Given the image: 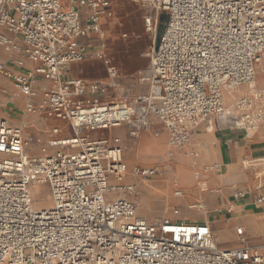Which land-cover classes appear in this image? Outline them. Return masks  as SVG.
I'll return each instance as SVG.
<instances>
[{"label":"built area","instance_id":"2783aa9c","mask_svg":"<svg viewBox=\"0 0 264 264\" xmlns=\"http://www.w3.org/2000/svg\"><path fill=\"white\" fill-rule=\"evenodd\" d=\"M132 1L156 11L146 18L148 32L157 34L160 13L168 17L142 78L151 92L102 102L99 96L122 86L106 44L98 58L108 83L64 74L86 58L85 38L104 39L111 2L0 0V57L20 70L0 60V78L11 81L0 87L1 107L25 103L20 124L0 118V264H264V245L223 250L208 225L141 218L139 183L158 169H130L120 138L94 137L126 126L137 139L152 115L178 151L201 124L256 132L264 94L238 101L235 114L223 95L255 79L264 58V0ZM67 130L73 135L62 137ZM44 184L50 209L32 198ZM236 232L243 241L244 229Z\"/></svg>","mask_w":264,"mask_h":264},{"label":"crops","instance_id":"0c3cea01","mask_svg":"<svg viewBox=\"0 0 264 264\" xmlns=\"http://www.w3.org/2000/svg\"><path fill=\"white\" fill-rule=\"evenodd\" d=\"M105 23L106 21L103 22V29L107 24ZM8 36L14 38L11 34H8ZM94 36L96 35L92 34L84 39L86 47L87 45L91 46V44H94V39L96 38ZM0 60L5 63L8 69L15 72L20 71L15 65L9 63L6 55L2 54ZM79 64H70L67 72L64 74V78L85 79L71 74L72 67ZM30 65L28 63L27 66L30 67ZM2 80L0 79V87L11 85V81L3 80L7 81L8 84ZM258 88L264 90V73L259 75ZM105 97H108V95L99 96L102 102H107L104 101ZM11 110L12 108L10 107L4 110L7 116L4 118L9 119L13 124L14 121H21V119L13 116L14 114L11 113ZM153 118L152 115L150 122H152ZM51 124L63 128L66 127L62 121H54ZM205 126V124H201L197 127L194 131L195 138L185 151L180 153L178 150H174L173 154L175 162L179 167H182L190 176L194 175L195 171L201 172L203 174L201 178L208 184L209 192L219 195L211 196L209 193L206 194L207 192L201 193L194 188L193 184H183V188L188 191V202L198 203L201 201L204 203L206 211H204L205 217L202 219L191 220L189 218H180V206L182 201L185 202V193L182 191V188L172 186L174 200L167 204L165 216L160 220L170 219L174 222L208 225L214 236L218 239L219 248L223 250L238 249L243 246H263L264 203L258 204L257 199L264 198V123L261 129L255 133L234 128L222 129L216 123L214 124L216 133L214 131L213 133H209L205 129ZM114 131H117L118 134L113 135ZM72 135L67 136L65 132L62 134V137H71ZM103 136L110 139L118 137L122 140L125 146L124 160L128 166L125 158L126 151L129 149L130 143L133 140L137 142L138 138H131L126 126L94 134V137L98 138ZM152 145L154 144H150V146ZM189 151L193 152L192 156L188 155L189 158L184 157L182 161L178 160L179 157H183L182 154ZM194 151H199V154L197 153V156H195ZM138 162L145 163L142 160H138ZM177 165L174 168V172L178 170ZM207 168H210V171H206L205 169ZM161 174V171L158 169L157 176L150 180H156L158 176L161 177ZM197 175L200 176L199 174ZM157 183L160 185V189L165 191V184L163 186V183ZM214 189H218V191L214 192ZM177 190H181L183 195L177 196L175 194ZM140 191L139 188V193ZM212 198H215V200L210 204ZM175 210H178L179 214H174ZM138 214L151 224L160 221L148 220V218L141 216L140 207ZM239 227L244 229L243 241L236 232V228Z\"/></svg>","mask_w":264,"mask_h":264},{"label":"rangeland","instance_id":"374dc122","mask_svg":"<svg viewBox=\"0 0 264 264\" xmlns=\"http://www.w3.org/2000/svg\"><path fill=\"white\" fill-rule=\"evenodd\" d=\"M109 1L111 2L113 17L107 19V24L105 23L106 25L103 29L106 35L105 38L102 40L100 37L94 36L96 37L94 39V44H91V46L87 45L86 47V58L79 65H75L72 67L71 74L76 77L85 78L87 80L108 83L109 80L106 66L98 58V53L102 50V44L104 43L106 44L104 52L106 56L110 58L111 63L117 68L120 75L119 80L122 85L120 89L110 90L108 93V97H105L104 101H117L120 100L123 95H149L151 92L150 83L143 82L142 78L146 76V73L150 67V55L152 53L154 43L156 44V38L160 28L162 27V25L166 24L167 14L160 13L159 28L157 34L155 35L154 33L148 32L146 29V18L149 16H156L155 10L144 8L143 6L137 4L132 0ZM1 91L2 89L0 88V118H4L7 117L6 112L4 111L6 109L1 107V105L6 103L7 97L4 96ZM233 98L234 97H231V99L230 97L227 98L226 102H232ZM7 108L9 109V106ZM10 108H12L11 113L14 114V117L19 119L24 118L23 109L25 108V103L22 99L19 98L17 100L16 106ZM153 117L154 118L151 122L153 133H159L160 136H164V134H166V128L164 127V124H162V122H160V120L155 115H153ZM14 124L18 125L20 124V121H14ZM261 127L262 125L257 131H259ZM149 131V129L142 131L140 135L148 136L143 139L144 141H140H150V143L147 144H156L160 149V152L152 157L153 161L149 163V166L164 162V168L171 171L167 173L164 178H157L156 180L153 179L144 182L141 181L139 183V188L141 190L139 196L140 215L148 218V220L157 221L165 216L166 208L168 207L167 204L171 203V201L174 200V191L171 187L174 186L173 182L175 179H181V186L183 184H193L196 190L197 182L186 171H183L182 167H179L177 165V163L175 162V158L173 159V161H170V159H168V147L165 138H152V136L149 134ZM214 132L216 133L215 127ZM112 134L117 135L118 132L114 131ZM66 135H72L71 131L67 130ZM188 146L189 145H187L181 152L185 151ZM135 152L136 142L135 140H133L130 143L129 149L126 151L127 154L125 157L130 169L134 168L135 166L144 167L143 165H141V163L138 162V160L146 161L148 158H151L148 157L150 155L144 150L140 152L139 158H137L136 160ZM197 153L199 154V151H194V154ZM180 160L182 161V158H180ZM142 164L145 165L147 163L145 162ZM169 164H172V170L167 168ZM176 165L178 167V170L177 172H174V168ZM196 172L197 171H195V173ZM156 181L163 183V186L165 184V191L160 189L161 187ZM215 190L216 189H214L213 191L215 192ZM208 193L211 196L219 195L211 192H207L206 194ZM32 198L36 203L37 208L40 206V208L38 209H50L52 207V193L51 188L48 184L41 185L40 190H37V188L33 189ZM187 198L188 191H185L184 200L187 205L184 201H182L180 206L181 213L179 217L189 218L191 220L204 218V211H206V207L204 210H200L197 208L191 209L190 207L195 203H189ZM214 200L215 198H212L210 204H212Z\"/></svg>","mask_w":264,"mask_h":264},{"label":"bare ground","instance_id":"6f19581e","mask_svg":"<svg viewBox=\"0 0 264 264\" xmlns=\"http://www.w3.org/2000/svg\"><path fill=\"white\" fill-rule=\"evenodd\" d=\"M105 36H104V38H105ZM262 73H264V58H262L261 62L257 65V67H256V76H255L254 81L251 84H249L248 86L239 87V88H236V89H228L227 91L224 92L223 99H224V103H225V105H226V107H227L228 110H230L232 113L235 114L237 112L238 101H240V100H242L244 98H249V97H253V96H259V93L260 92H262L264 94V90H260L258 88L259 75H261ZM229 97H230V99H231V97H234L233 100H232V102H226L227 101V98H229ZM263 123H264V117H263ZM205 125H206L205 126V129H207L209 133H213V131H214V125L213 124H205ZM151 127H152V124H151V122H149L148 129L150 130L149 131L150 132L149 134L152 136V138H156V139L165 138V141H166L167 147H168V151H167L168 152L167 153L168 159H170V161H173V159L175 158V156L173 154V151L175 150V148L170 143L168 131L165 129L167 135L164 134V136H160L159 133H153ZM196 129L197 128H195L194 131ZM147 136L140 135L138 137V140L136 142L135 158L137 160V158H139L140 152H142V151L145 150L150 155L148 157H151V158H148L145 161L147 164L144 165V164L141 163V165H143L144 168H155V169H159L162 174H161V177L158 176L157 178H164L167 173L171 172L169 170H166V168H164V162H162V163L160 162V163L155 164L153 166L152 165L149 166V163H151L153 161L152 160V157L155 156L157 153H159L160 152V149H159V147L156 144L155 145H152V146H150V144H147V143H150L149 141L143 142L144 141L143 139L145 137H147ZM194 136H195V133H193L192 139H191L190 143L193 142L192 140L195 138ZM140 140H143V141H140ZM181 151H178V152L181 153ZM182 155H183V157H179V160H180V158H182V160H183L184 157L189 158V156H192L193 153L191 151H189V152H187L185 154H182ZM194 155L197 156V154H194ZM171 165L172 164H169L167 168H169V169L172 170ZM209 169L210 168H207L205 170L208 171ZM206 171H204V172H206ZM180 173H182V172H180ZM197 174H199L200 176H198ZM192 177L197 182V190H199L200 192H203V193L209 192V190H210L208 188L209 186L201 178V177H203V174L201 172L195 173V175H192ZM144 181L145 180H143V182ZM180 181H181V179H179V178L178 179H175L174 182H173V185L175 187L182 188V191H184V193H185L186 190L181 186ZM169 186H172V185H169ZM158 187H159V185H158ZM36 188H37V190H40L41 186H37ZM217 191H218V189L215 190V192H217ZM184 198H185V195H184ZM38 208H40V206ZM190 208L191 209L192 208H195V209L197 208V209H200V210H204L205 209V205L200 201L198 203L193 204Z\"/></svg>","mask_w":264,"mask_h":264},{"label":"water","instance_id":"95a60500","mask_svg":"<svg viewBox=\"0 0 264 264\" xmlns=\"http://www.w3.org/2000/svg\"><path fill=\"white\" fill-rule=\"evenodd\" d=\"M168 21V17L166 19V22ZM165 28H166V24L162 25V27L160 28L159 32H158V35H157V38H156V44L159 43L160 41V38L161 36L163 35L164 31H165Z\"/></svg>","mask_w":264,"mask_h":264}]
</instances>
